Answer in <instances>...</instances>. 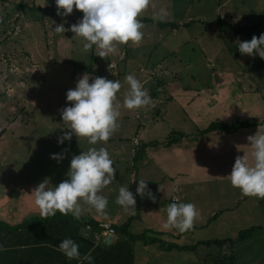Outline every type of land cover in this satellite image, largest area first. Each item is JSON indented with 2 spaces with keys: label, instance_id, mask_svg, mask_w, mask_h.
Instances as JSON below:
<instances>
[{
  "label": "crops",
  "instance_id": "1",
  "mask_svg": "<svg viewBox=\"0 0 264 264\" xmlns=\"http://www.w3.org/2000/svg\"><path fill=\"white\" fill-rule=\"evenodd\" d=\"M209 4L223 8L228 7L229 0L219 4L212 0ZM219 19L224 20L221 17ZM224 21L233 25L229 21ZM188 22L191 24L195 22L204 23L200 19ZM175 23L178 27L170 29L171 32H168L172 36L175 34L171 33L176 32L181 27L179 25L184 24ZM211 25L213 23H210ZM199 36L201 35L197 33L194 38L191 37L186 41L180 37L178 42H173L172 45L167 46L170 49L166 55L169 56L167 59L172 57L169 64H156L150 66L148 71H146L147 66L140 67L150 74V79L158 78L160 80L159 84H156L157 92L155 91L153 94L157 98H151V103L148 104L147 113L155 111L153 112L154 116L150 118V115L147 114L145 122L139 116L138 128L133 127V131L128 135L124 132L126 126L119 125V129L107 141L119 140L117 148L120 149V154H118L119 157L114 156L113 161H116L119 167H121V163L123 165L129 164L131 167L126 170L127 173H122L117 169L114 180L119 182L120 176H126V187L134 194L135 199L137 198L136 189L139 180H145L148 190L155 196V201H153L147 194L143 197L139 195V203L135 209L138 211V215L129 222V231L145 234L143 239L134 241L133 264H167V255L173 254L174 251L178 253L175 260L170 259V264H188V262L192 264H215L214 260L218 264H230L228 256L231 254H234L236 264H264V199L243 195L239 188L232 186L228 176L237 156L246 155L249 163H252V148L247 137L255 135L257 131L264 133V124H258L264 119V86H259L253 80V75L257 74L239 65L236 55L230 53L227 45L222 43L220 54L215 56L217 53L215 51L217 50L216 46L214 45L212 48L206 44L201 45ZM180 42L182 43L180 44ZM183 43L186 44L185 46L191 45L192 53L195 55L187 58L179 55ZM150 46L155 47L156 43ZM129 47L137 49L138 45L131 43ZM213 50L214 54L211 52ZM145 61L147 63L149 58ZM156 69L163 70L158 74ZM112 70V75L119 74L116 68ZM77 72H79L78 69L75 74ZM83 74L89 75L90 79L97 76L108 79L110 76L108 72H102L98 66L96 71L86 70ZM74 75L69 76L72 78ZM70 85L72 89L76 87L72 81ZM164 89L167 90L169 99L174 102V109L181 113L180 125L183 126L182 123L188 122L185 125L187 131L178 132L182 133L184 137L171 145H166L168 139L162 141L157 139L143 140L140 137L146 138L145 135L148 134L147 124L157 125L159 121L157 117H161V111L164 115L166 113L172 114L170 109L163 108L161 110L154 105V102L158 100L163 107V102L160 100L164 98L161 97ZM117 94L119 96L120 92ZM144 115L145 112L143 114L145 119ZM124 117L121 114L119 120L126 121ZM235 121H252L257 125L241 128L233 133H225L219 130L198 135L199 130L206 128L212 122L232 124ZM129 135L132 136L128 137ZM82 138L87 140L84 137H79V139ZM125 138L130 144L134 138L140 144H147L136 163L133 160L135 155L133 149L136 150V148L131 149L130 146H125L123 144ZM150 143L154 145H149ZM53 154H57V152H53ZM50 161H53L56 166H61L56 159L51 158ZM3 186L0 183V197L3 191L8 190V187ZM26 190L22 187L18 201L16 199L13 201V198L0 200V204L3 201V205L8 206L7 208H0L1 221L10 225H18L25 219L19 220V216H22L23 205L25 201L34 199V194L30 195ZM116 193L113 184L103 189L102 194L106 198L112 196V200L111 198L108 199L111 208H107V215L100 217L94 208L89 210V206L82 201L81 205L85 210L83 215H89L95 221H109L113 226L127 221L132 214L123 211L122 207L113 200L116 199L114 197ZM173 202L196 205L200 216L195 221L192 230L181 233L174 228L163 229L162 225L167 221V206ZM35 206L37 205L35 204ZM14 207L15 209L11 210ZM34 215L40 216V213ZM119 216L121 219L117 221ZM133 227H135V231L131 230ZM249 227L255 228L247 238L238 239L235 242L228 241V239L235 238L239 231ZM42 232L41 240L45 236L63 237L62 240L66 236L65 239H73L69 233L53 235L50 231ZM201 232L207 234H201ZM76 233L79 240L76 238L73 240L79 245L80 259H68L59 250V245L52 244L48 240H39L31 247L24 246L19 244V233H15L6 240L5 243L8 244L0 248V264H118L119 261L115 257L118 251L111 249L110 253L108 251L103 252L105 246L113 244L117 240L119 237L117 233L112 236L104 235L97 228H88L86 225L80 226ZM151 238L155 240H150ZM181 238L184 242H181ZM207 239L226 240L221 244L203 243ZM161 241L176 245L192 244L193 248L173 247L170 249L161 246ZM29 248H31V253L28 254ZM85 256H91L92 260L83 259ZM179 258L182 261H178Z\"/></svg>",
  "mask_w": 264,
  "mask_h": 264
},
{
  "label": "rangeland",
  "instance_id": "2",
  "mask_svg": "<svg viewBox=\"0 0 264 264\" xmlns=\"http://www.w3.org/2000/svg\"><path fill=\"white\" fill-rule=\"evenodd\" d=\"M211 1L151 0V6L142 17L151 18L155 12L163 8L167 10L168 15L164 20L157 21L189 24L190 20L200 19L204 23L195 22L189 27L179 25L181 27L176 31L177 33L175 31L171 33L175 34L174 36L168 33L169 27L160 29L152 22L143 23L144 36L137 49L129 47L131 41L128 45L116 44V52L101 58L96 54L100 51L96 45H93L90 51H84L83 44L86 41L70 30L72 24L78 23L82 19V11L74 8L72 14L62 16L57 15L55 0H0V183L4 185L3 187H8V190L1 194L0 200L13 198V201L15 199L18 201L22 187L32 195V189L45 179H48L49 187H55L60 181L69 178L67 173L72 157L79 155L82 151H87L90 147L106 148L112 160L114 156L119 157L120 149L117 148L119 145L117 139L90 145L87 140L79 139L73 134L70 141L64 140L63 144L58 143V138L70 131L68 128L70 125L62 120L61 115V108L71 104L66 99V93L72 89L71 81L77 84L78 79L86 70L96 71L98 66L102 72L109 73V80H119L122 83L123 87L119 91L120 95L117 94V100L121 105L119 111L125 116L126 121L118 120V123L126 126L124 131L127 133L126 135L133 131V127L138 128L139 116L145 122L147 114L151 118L155 112L147 113L149 105L141 107L139 110H129L123 107L124 98L129 92V86L124 83L126 75H134L141 81L144 90L149 93L150 97L156 99L157 96L153 94L155 91L157 92L156 84H159L160 80L158 78L150 79V74L140 67L147 66L146 71H148L150 66L169 64L172 57L167 59L169 56L166 55L170 52L167 46L178 42L180 37L186 41L191 37L194 38L198 33L201 35L199 36L201 45L206 44L212 48L214 45L216 46L215 56L220 54V45L224 43L229 47L230 53L236 55L239 65L257 74L253 75V80L259 86H264V59H261L258 54L254 57L242 55L238 49L239 42L250 41L253 35L259 37L264 33V0H229L228 7L223 8L210 5ZM213 1L217 4L225 2V0ZM44 3V6L38 5ZM219 17L235 26L255 25L256 27L254 31L232 34L224 27L220 28L216 25ZM210 23L213 25L210 26ZM58 24H64L66 31L63 34H57L54 31ZM162 38H164L165 45L161 41ZM154 43H156L155 47L150 46ZM185 45L182 46L179 55L184 58L195 55L192 53L191 45ZM211 52L214 54V50ZM148 58L149 61L146 63L145 59ZM110 61L117 65L116 71H119V74H111L113 70L108 69ZM241 67L240 69H242ZM77 69L79 72L75 74ZM156 70L159 74L163 69ZM69 75H74V77L70 78ZM165 90L161 96L164 98L160 100L163 102V107L158 100L154 102V105L161 110L163 108L170 109L172 114L164 115L161 111L164 116L160 115L162 119L157 117L159 119L157 125L147 124L146 138L140 136L143 140L162 141L172 136L174 131L175 133L187 131L185 125L188 122H181L183 126L180 125L181 113L174 109L175 104L169 99L167 90L166 92ZM144 112L145 119L143 118ZM154 135L156 136L154 137ZM138 143L140 145V142ZM123 144L130 146L131 149L138 146L134 144L133 139L130 144L126 138L123 139ZM133 151L135 150L133 149ZM53 152L63 155V159L57 162L61 166H56L53 161H50ZM113 166L122 173H127L126 170L131 168L129 164L123 165V163L119 167L116 161ZM125 178L126 176H120L119 182L113 180L107 186L114 185L117 192L114 195L115 198L118 196L119 188L127 186ZM107 195L110 194L107 193ZM111 197H107V200ZM113 200L116 201V199ZM109 204L107 208H111ZM0 205V208L8 207L3 205V201ZM36 207L38 206H35L34 199L25 201L19 220L39 214L40 210ZM14 209L15 207L11 210ZM122 210L124 211L123 208ZM99 216L104 217L105 215ZM120 219L119 216L117 221ZM134 228L131 230L135 231ZM201 234L207 233L201 232ZM180 240L184 242L182 238ZM177 253L174 251L173 254L167 255V264H170L171 260H175ZM178 261H182V259L179 258ZM188 264L192 263L188 262Z\"/></svg>",
  "mask_w": 264,
  "mask_h": 264
},
{
  "label": "clouds",
  "instance_id": "3",
  "mask_svg": "<svg viewBox=\"0 0 264 264\" xmlns=\"http://www.w3.org/2000/svg\"><path fill=\"white\" fill-rule=\"evenodd\" d=\"M45 3L38 5L44 6ZM55 4L57 15H70L74 8L82 11V19L72 24L70 30L86 41L84 51L88 52L96 45L100 49L96 54L105 58L117 51L116 44H128L130 41L135 45L141 43L144 24L140 17L151 6V0H55ZM167 15V10L161 8L152 18L164 20ZM54 31L63 34L66 31L64 24H58ZM238 49L242 55L254 57L258 54L264 59V33L259 37L253 35L250 41L239 42ZM124 83L129 86V92L124 98L123 107L132 110L151 103L149 93L134 75H126ZM122 87L119 80L97 76L90 82L89 75L83 74L76 87L66 93L71 105L62 108L61 115L71 131L58 138V143L70 141L73 134L86 138L90 145L106 143L119 129L121 105L117 93ZM247 139L252 148V163H249L246 155L237 156L228 176L232 186L239 188L243 195L264 199V133L257 131ZM51 157L57 162L63 159L62 154H51ZM113 165L114 161L104 147H90L74 155L70 161L68 179L55 187H49V181L45 179L33 189L40 216L46 219L59 211L62 215L71 213L79 219L84 214L81 201L89 206V210L94 208L97 214L107 215L108 200L102 192L115 179L117 170ZM136 193L142 197L147 194L155 201L145 180H139ZM116 203L125 212L135 213L136 199L128 187L119 188ZM199 216L196 205L173 202L167 206V221L162 227L187 232L194 228ZM59 250L68 259L81 258L79 245L71 238L63 239L59 243ZM83 259L91 261L92 257L85 256Z\"/></svg>",
  "mask_w": 264,
  "mask_h": 264
},
{
  "label": "trees",
  "instance_id": "4",
  "mask_svg": "<svg viewBox=\"0 0 264 264\" xmlns=\"http://www.w3.org/2000/svg\"><path fill=\"white\" fill-rule=\"evenodd\" d=\"M142 23H154L160 28L169 27L170 29L177 28L178 25L174 22H160L157 20H153L149 17H140ZM191 22L182 24L183 26L190 25ZM217 25L222 28L224 27L226 30H228L231 33L239 34L243 31H254L255 26H233L227 22H225L222 19H219L217 21ZM258 124L263 125L264 119L260 121ZM257 124L252 121H235L232 124H225L221 122H212L210 123L206 128L199 130L198 135L206 134L211 131H223L225 133H233L241 128L246 127H252L256 126ZM173 132V135L176 136H170L168 138V141L166 145H171L178 140H180L184 135L182 133H175ZM135 150V155L133 157L134 162L136 163L137 160L141 157L144 148L147 144H137ZM149 145H154L153 143H150ZM139 183V182H138ZM136 207L139 203V195L137 194L136 198ZM136 215H138V211H135L134 214H132L127 221L121 223V224H115L114 228L116 233L119 235L117 240L108 246H105V249H103V252L105 251H118L117 255L115 256L118 259V264H133V244L134 241L137 239H143L145 237L144 233H132L129 231V222L131 219L135 218ZM89 224L92 228H96L97 221L93 220L89 215H82L79 219H76L73 217L71 213L68 215H62L59 211L56 212L54 216L43 218L41 216H31L28 219H23L21 222H19L18 225H10L8 223H5L0 220V237L2 238L0 240V248L1 246H6L5 243L6 240L12 236V234L15 235V233H19V244H23L24 246L31 247L34 243L39 242L40 237H42V231H50L53 233V235H63L69 233V236L73 239L76 238L79 240V237L77 236V229L82 225ZM255 227H249L246 229H242L239 231L238 235L235 238L228 239L230 242H235V240L238 239H245L247 238L251 232L254 230ZM64 232V233H63ZM2 235V236H1ZM52 235V234H50ZM125 236V237H124ZM66 237V236H65ZM64 237V239H65ZM46 238V239H45ZM63 237H54V236H45L43 240L41 241H50L52 244L59 245V243L62 241ZM55 240H58V242H55ZM150 240H155L154 238H151ZM226 239H207L204 240L203 243L208 244L210 242H215L217 244H221ZM161 246L166 248H173V247H179L181 249H192V244H184V245H176L173 243H166L161 241ZM27 253H31V248L28 249ZM110 253V252H109ZM216 258V257H215ZM228 259L230 260V264H236L234 254H231L228 256ZM219 260V259H218ZM215 264H218L216 260H214ZM220 264V263H219Z\"/></svg>",
  "mask_w": 264,
  "mask_h": 264
},
{
  "label": "built area",
  "instance_id": "5",
  "mask_svg": "<svg viewBox=\"0 0 264 264\" xmlns=\"http://www.w3.org/2000/svg\"><path fill=\"white\" fill-rule=\"evenodd\" d=\"M109 69H115L116 64L111 62L108 65ZM133 142L135 145L138 144L137 139H133ZM88 228H92L89 224L86 225ZM96 228L100 230L104 235L112 236L116 233L114 226L112 225L111 222L105 221V220H99L97 221Z\"/></svg>",
  "mask_w": 264,
  "mask_h": 264
}]
</instances>
